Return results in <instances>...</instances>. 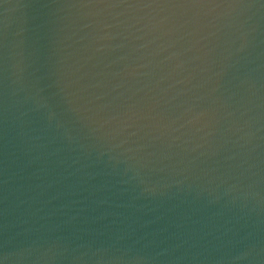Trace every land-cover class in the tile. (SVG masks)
I'll list each match as a JSON object with an SVG mask.
<instances>
[{"label":"water","instance_id":"obj_1","mask_svg":"<svg viewBox=\"0 0 264 264\" xmlns=\"http://www.w3.org/2000/svg\"><path fill=\"white\" fill-rule=\"evenodd\" d=\"M0 264H264V0H0Z\"/></svg>","mask_w":264,"mask_h":264}]
</instances>
